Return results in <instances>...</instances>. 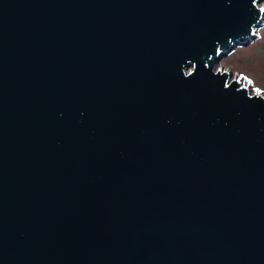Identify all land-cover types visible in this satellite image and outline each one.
Here are the masks:
<instances>
[{
	"label": "water",
	"instance_id": "95a60500",
	"mask_svg": "<svg viewBox=\"0 0 264 264\" xmlns=\"http://www.w3.org/2000/svg\"><path fill=\"white\" fill-rule=\"evenodd\" d=\"M262 1L0 0V264H264Z\"/></svg>",
	"mask_w": 264,
	"mask_h": 264
},
{
	"label": "rangeland",
	"instance_id": "374dc122",
	"mask_svg": "<svg viewBox=\"0 0 264 264\" xmlns=\"http://www.w3.org/2000/svg\"><path fill=\"white\" fill-rule=\"evenodd\" d=\"M257 5L264 6V1ZM262 21V25L256 30V38L247 45L236 47L221 58L215 68L230 70L232 77L239 78L247 85L251 94L260 89L259 94L264 96V18ZM249 80L252 81L251 84Z\"/></svg>",
	"mask_w": 264,
	"mask_h": 264
},
{
	"label": "snow or ice",
	"instance_id": "6c2138e0",
	"mask_svg": "<svg viewBox=\"0 0 264 264\" xmlns=\"http://www.w3.org/2000/svg\"><path fill=\"white\" fill-rule=\"evenodd\" d=\"M262 10H264V9H262ZM244 78L246 79V77H244ZM248 82H249V84H251V83H252V81H251V80H249ZM256 92H257V94H259V93H260V89H256Z\"/></svg>",
	"mask_w": 264,
	"mask_h": 264
},
{
	"label": "bare ground",
	"instance_id": "6f19581e",
	"mask_svg": "<svg viewBox=\"0 0 264 264\" xmlns=\"http://www.w3.org/2000/svg\"><path fill=\"white\" fill-rule=\"evenodd\" d=\"M258 7H260L261 9H264V6H262V5H258Z\"/></svg>",
	"mask_w": 264,
	"mask_h": 264
}]
</instances>
